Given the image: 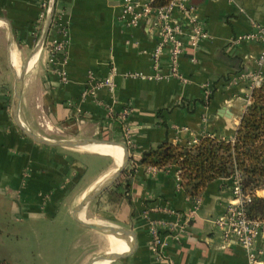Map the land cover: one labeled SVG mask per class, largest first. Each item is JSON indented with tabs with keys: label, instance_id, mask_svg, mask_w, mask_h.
Returning a JSON list of instances; mask_svg holds the SVG:
<instances>
[{
	"label": "crops",
	"instance_id": "crops-1",
	"mask_svg": "<svg viewBox=\"0 0 264 264\" xmlns=\"http://www.w3.org/2000/svg\"><path fill=\"white\" fill-rule=\"evenodd\" d=\"M186 3L190 18L178 10L174 13L186 46L179 61L184 82L131 77L154 74L152 56L159 37L152 18L128 27L120 0H0V46H6L2 60L13 69L15 79L44 37L53 8L46 42L52 37L63 40L54 33L56 22L67 30L65 83L51 72L45 50L29 62L19 111L25 127L51 141L115 140L129 147L127 168L134 170L128 177L130 183L127 185L125 178L118 180L116 187L111 186L82 212L85 220H100L135 232V253L114 264L248 261L246 250L228 244L217 226L233 201L234 179L211 183L197 202L181 189L177 168L159 170L136 164L145 152L165 141L187 146L205 132L233 140L249 90L256 83L252 76L264 75V67L257 64L262 45L236 41L251 33L255 25L264 27V0ZM195 25L208 37L192 48L189 32ZM170 53L166 47L161 56L165 75L171 69ZM90 76L97 81L111 78L115 89L85 95ZM207 88L212 91L211 100ZM9 103L6 87L2 88L0 204H9L21 220L54 222L63 214L75 221L73 213L82 199L117 171H109L110 165L93 173L98 162L110 156L37 144L20 132ZM78 225L85 235L98 233ZM153 230L165 239L162 257L153 251ZM256 246L264 248V238Z\"/></svg>",
	"mask_w": 264,
	"mask_h": 264
},
{
	"label": "trees",
	"instance_id": "trees-1",
	"mask_svg": "<svg viewBox=\"0 0 264 264\" xmlns=\"http://www.w3.org/2000/svg\"><path fill=\"white\" fill-rule=\"evenodd\" d=\"M172 1L152 0L150 6L161 9ZM136 164L159 170L177 168L180 187L191 199H200L217 180H238L250 197L244 206L248 217L264 220V196L259 195L264 192V80L252 88L233 140L207 135L187 146L165 141L145 152ZM133 173L127 168L119 181L125 178L128 185Z\"/></svg>",
	"mask_w": 264,
	"mask_h": 264
},
{
	"label": "built area",
	"instance_id": "built-area-1",
	"mask_svg": "<svg viewBox=\"0 0 264 264\" xmlns=\"http://www.w3.org/2000/svg\"><path fill=\"white\" fill-rule=\"evenodd\" d=\"M152 0L148 3H142L141 0H120L123 9L122 18L128 27H137L142 19L152 18L153 28L157 32L159 42L153 53L154 74L147 76L143 73L131 74L133 78L143 80H165L169 78L180 79L186 82L180 72L179 61L184 54L186 46L181 39L182 27L175 21L174 13L176 10L190 18V8L186 0H173L171 4L165 8L154 9L150 6ZM54 33H58L63 40L52 37L51 40L45 42L42 50L48 54V64L51 66V72L58 75L62 82L67 81V72L65 71L66 41L67 30L58 22L54 25ZM208 37V34L202 27L195 25L189 32V41L192 48H197L202 40ZM237 43L244 41L258 42L263 47V52L257 60L260 67H264V27L255 25L254 30L246 35L239 36ZM168 47L171 54V69L168 75L163 74L161 69V56L164 49ZM260 81H256L258 85ZM85 95H94L101 89H115L114 81L109 78L104 81H97L92 76L88 78ZM207 98L212 95V91L206 89ZM48 127V126H46ZM193 140L191 143H197ZM180 179V178H179ZM199 202V199H195ZM250 201V197L246 196L239 184L238 180H234L233 201L229 204L226 213L217 220V226L223 231V238L228 244H238L242 246L246 252L247 264H264V248L256 246L260 238H264V220L250 219L245 210V203ZM165 239L158 231H152L153 251L159 257H162V251L165 247Z\"/></svg>",
	"mask_w": 264,
	"mask_h": 264
},
{
	"label": "rangeland",
	"instance_id": "rangeland-1",
	"mask_svg": "<svg viewBox=\"0 0 264 264\" xmlns=\"http://www.w3.org/2000/svg\"><path fill=\"white\" fill-rule=\"evenodd\" d=\"M5 49L6 46H0V91L6 87L10 108L13 111L15 78L11 67L2 60ZM25 61L27 60H24L23 68L26 65ZM252 77L255 81L264 80V75ZM255 85L257 84L251 86L250 93ZM209 134L211 133L205 132L203 136ZM110 165L109 171L116 170L113 159L104 158L95 166L93 173L105 171ZM100 185L101 183L98 187ZM87 221L107 225L100 220L87 218ZM87 234L79 230L76 221L63 214L54 222L42 220L32 222L19 219L12 213L9 204H0V264H82L83 261L95 264L97 260L108 255L109 249L105 235Z\"/></svg>",
	"mask_w": 264,
	"mask_h": 264
},
{
	"label": "water",
	"instance_id": "water-1",
	"mask_svg": "<svg viewBox=\"0 0 264 264\" xmlns=\"http://www.w3.org/2000/svg\"><path fill=\"white\" fill-rule=\"evenodd\" d=\"M53 17H54V8L51 11L48 27H47V30L45 32L44 37L40 40V42L38 43L34 53L30 57L28 62H26V65L24 66V68L21 70V72L18 74L17 78L15 79L14 102H13V119H14L16 126L19 128V130L26 137H28L29 139H31L32 141H34L40 145L49 146V147H62V148H69V149H82V148H85L87 146L96 144V145L120 146L123 148L124 160H123L121 167L112 175V177L107 182H105L104 184H102L101 186H99L98 188L93 190L90 194L85 196L73 213L74 220L86 229L93 230V231L101 233L105 236L118 235V237H121L122 239L132 238V245L130 247L129 252H127L123 255H120V256H113L111 258H107L103 262V264H114V263H117L119 261H122V260H125V259L131 257L135 253L136 248H137V237H136L135 232L132 229H127V228L118 227V226H110V225L109 226H99V225H96L93 223H89V222L81 219V214H82L83 210L93 200H95L99 195H101L102 193L107 191L123 175L125 169L129 165V162L131 160L129 147H128L127 143L126 142H119V141L94 140V139L93 140L92 139L91 140H87V139L86 140H75V141H66V140L51 141V140L42 138V137L36 135L35 133H33L32 131H30L28 128L25 127V125L22 123V121L20 119L19 111H20L22 87H23V81H24L25 73L28 69V65H29L31 58H33L35 55H37L41 52V50H42V48L46 42L47 33H48L49 27L53 21ZM12 38H13V35L11 32V40H12ZM9 47H11V45ZM87 264H90V262H88Z\"/></svg>",
	"mask_w": 264,
	"mask_h": 264
},
{
	"label": "bare ground",
	"instance_id": "bare-ground-1",
	"mask_svg": "<svg viewBox=\"0 0 264 264\" xmlns=\"http://www.w3.org/2000/svg\"><path fill=\"white\" fill-rule=\"evenodd\" d=\"M82 149L86 150L87 152H97V153H101V154H105V155L110 156L111 158L114 159L117 170L121 167L123 160H124V154H123L124 150L120 146L93 144V145L87 146V147L82 148ZM114 172L112 173V175L114 174ZM112 175L109 178H107V181L112 177ZM84 218H85V216H84V214H82L81 219L85 220ZM85 221H87V220H85ZM89 223H91V222H89ZM96 225L107 226V225H100V224H96ZM106 242H107V247H108L110 253L108 255L104 256L103 258L97 260L95 262V264H103V262L107 258H111L113 256H120V255H123V254L129 252L130 247L132 245V238L122 239L121 237H118V235H110L106 238Z\"/></svg>",
	"mask_w": 264,
	"mask_h": 264
}]
</instances>
